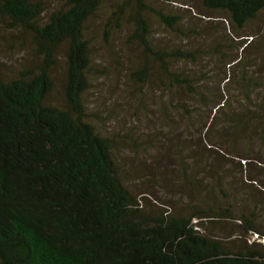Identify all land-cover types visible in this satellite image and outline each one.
<instances>
[{"label": "trees", "instance_id": "16d2710c", "mask_svg": "<svg viewBox=\"0 0 264 264\" xmlns=\"http://www.w3.org/2000/svg\"><path fill=\"white\" fill-rule=\"evenodd\" d=\"M59 1L43 18V0H0V27L15 43L28 40L38 57L14 76L0 74V264H264V243L247 239L251 233L264 238L257 220L264 219V197L248 191L242 201L231 194V184L246 191L262 183L264 155L242 151L239 184L227 177L234 172L227 156L209 147L216 137L230 144L229 156H238L241 131L256 130L258 119L264 124V98L255 95L264 74L250 70L243 55L249 48L239 53L243 40L239 47L227 44L228 36L249 33L245 28L264 11V0H182L187 13L167 9V0H114L100 20L106 43L124 24L130 28L124 41L140 57L128 78L166 91L158 105L166 122L207 111L200 122L203 155L186 152L199 165H180L179 191L190 195L182 209L133 194L119 173L114 139L88 118L89 22L102 15L106 0ZM154 23L178 43L159 46ZM213 32L219 39L210 38ZM61 53L65 75L56 104L49 96ZM213 59L226 64V81L206 68ZM195 65H201L196 73ZM229 92L239 95L241 112L226 115ZM183 135L176 140L184 146L191 141ZM175 152L179 161L183 151Z\"/></svg>", "mask_w": 264, "mask_h": 264}, {"label": "rangeland", "instance_id": "374dc122", "mask_svg": "<svg viewBox=\"0 0 264 264\" xmlns=\"http://www.w3.org/2000/svg\"><path fill=\"white\" fill-rule=\"evenodd\" d=\"M43 1L45 4L43 18H46L51 11L58 7L60 1ZM113 1L106 0L102 15L99 13L93 18L94 20L89 22V37L93 39L94 60L91 68L92 86L84 94L87 115L97 131L114 139L113 150L118 163L119 173L133 194L137 195V197L141 195L147 196V199H155L157 203H164L165 206H170L173 209L180 207L182 209L190 200V195L186 191H179L180 180L178 175H180V165L189 166V163L190 165H199V159L192 158L190 160V157H186V152L193 150L196 154L203 155L205 150L199 144V138L202 135L200 122L206 116L207 111L200 109L201 113H197L198 117H200L199 119L192 117L184 120L175 116L170 123L163 119L161 108L158 105L162 97L166 96V91L154 86L151 89L147 86H141L138 82L128 78L129 71L138 67L137 61L140 57L139 48L124 41L130 28L124 24L123 28L115 30L108 43L104 42L102 38L100 20L106 15L110 3H113ZM167 1L169 3H163L164 6L175 12L187 13V6H190L182 4V0ZM183 1H189L188 4L196 2V0ZM158 2L159 0H153L154 5H158ZM153 26L157 30L154 37L159 46L169 47L178 43L177 39L163 27L157 23H154ZM245 31L249 33H241L244 35L239 37L232 36V39L228 36L227 44L239 47V41L243 40L239 53L243 47L249 48L243 55L249 62L250 70L254 75H263L264 11L259 13L258 17L249 23ZM219 34L213 32L210 38L219 39V37L215 36ZM249 45L251 46L249 47ZM36 60H38V57L33 53L28 40L24 43H15L0 27V74L3 76H14L26 66L36 65ZM185 66L183 65V67ZM225 66L226 64L223 62L213 59L209 60V65L206 68H210L213 73L217 74V80H223L224 82L229 76V74L224 76ZM190 70L196 73V71L201 70V65H195ZM52 75L54 85L49 99L56 104H60L62 102V87L65 75V62L62 53L59 56L57 65L52 70ZM229 89L231 91V85ZM217 94L219 95L220 93L217 92ZM232 94L234 92H229L228 94V98L233 96V101L226 115L233 110L234 113L241 112V109L236 107L238 100H240L238 99L239 95ZM255 95L258 98H264V86L259 88ZM258 120L256 130L250 131L248 128L245 131H241V142L245 143L239 144L238 156H229L226 152L231 147L230 144L226 145L224 141L218 142L216 137L209 143V147L214 148V152L222 151V155L227 156V160L223 161L226 166L234 171L232 174L227 175L228 178L234 176V181L231 180L233 183L237 182L240 184L243 182V176L238 166L243 162L242 151L246 150L249 153L251 149L252 152L256 151V153L264 155V124L261 123L260 119ZM178 134H184L183 137H186L191 142L186 143L184 146L179 144L176 140ZM204 139L208 140L206 135ZM248 144L252 146L248 147ZM177 149L183 151L179 161L175 152ZM209 160L210 158H208ZM252 166L254 170V162ZM217 168L221 170L225 167L223 164H218ZM202 169L206 170L205 167H202ZM219 170L217 172H220ZM243 174H245L244 171ZM200 176L204 177L202 174ZM261 180L262 183H258L261 186L258 184L250 186L248 184L246 191L243 189L239 190V188L236 189L237 186L231 184L233 186L231 194L236 195V198H242V201L245 200L248 191L254 193V199H256V196L264 197V177ZM212 181L214 179L210 180V182ZM257 220L264 226L262 216H258ZM221 229L227 235L233 231L231 229H227V231L224 228ZM237 233L235 230L232 235H237ZM247 239L264 243V238L254 233L249 234Z\"/></svg>", "mask_w": 264, "mask_h": 264}]
</instances>
